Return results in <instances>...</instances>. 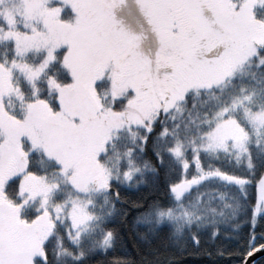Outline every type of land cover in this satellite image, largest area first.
<instances>
[{"label": "snow or ice", "instance_id": "6c2138e0", "mask_svg": "<svg viewBox=\"0 0 264 264\" xmlns=\"http://www.w3.org/2000/svg\"><path fill=\"white\" fill-rule=\"evenodd\" d=\"M176 166L166 202H132L141 239L198 244L250 209L264 250V0H0V264L106 252L119 188Z\"/></svg>", "mask_w": 264, "mask_h": 264}, {"label": "trees", "instance_id": "16d2710c", "mask_svg": "<svg viewBox=\"0 0 264 264\" xmlns=\"http://www.w3.org/2000/svg\"><path fill=\"white\" fill-rule=\"evenodd\" d=\"M145 150V158L150 159L154 164L156 158L150 148ZM203 156V154H201ZM208 163L213 166L233 171L234 162L229 164L225 160H205L202 164L206 167ZM239 171V169H236ZM257 170L255 179L259 178ZM181 168L176 166L167 176L165 169L159 168L158 174L152 177V182L136 184L133 187L121 186L119 188L121 199L126 201L124 207L127 217H113L109 227H115L119 233V239L114 247L105 251H97L90 255L84 264H115L117 260H127L130 264H139L142 257L152 256L151 249L155 248L160 253L163 264H243L246 253L249 251V240L252 235L251 211L248 210L247 217L241 216L237 223L239 229L233 230L229 225L220 224L215 237L211 235L210 228H204L199 233V243L190 238L186 243L177 245L174 241L165 239L168 232L167 226L161 227L158 233L151 237L150 242L141 239L140 233L143 228L134 224L136 210L132 208V202L142 203L145 200L159 199L166 202L167 182H175L179 179ZM151 175V174H149ZM115 190V186H114ZM251 202L255 200V183L253 180L250 189ZM119 206V205H118ZM241 221H243L241 223ZM255 244L264 243V215L259 214L255 226ZM255 246V245H253ZM251 264H264V255L257 257Z\"/></svg>", "mask_w": 264, "mask_h": 264}, {"label": "water", "instance_id": "95a60500", "mask_svg": "<svg viewBox=\"0 0 264 264\" xmlns=\"http://www.w3.org/2000/svg\"><path fill=\"white\" fill-rule=\"evenodd\" d=\"M264 255V250L253 252L251 256H247L243 264H251L257 257Z\"/></svg>", "mask_w": 264, "mask_h": 264}, {"label": "rangeland", "instance_id": "374dc122", "mask_svg": "<svg viewBox=\"0 0 264 264\" xmlns=\"http://www.w3.org/2000/svg\"><path fill=\"white\" fill-rule=\"evenodd\" d=\"M188 159L191 161V153H190V151H189V154H188ZM184 171L185 170L181 169V172H184ZM194 171H195V165H194V163H190V170H188L189 177ZM258 215H257V217H258Z\"/></svg>", "mask_w": 264, "mask_h": 264}]
</instances>
